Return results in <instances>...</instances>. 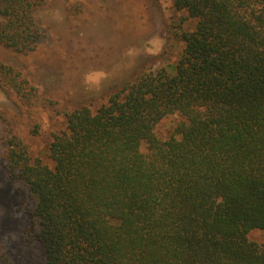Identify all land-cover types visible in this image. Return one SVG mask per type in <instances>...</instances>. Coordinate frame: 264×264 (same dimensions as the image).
<instances>
[{"label":"trees","instance_id":"1","mask_svg":"<svg viewBox=\"0 0 264 264\" xmlns=\"http://www.w3.org/2000/svg\"><path fill=\"white\" fill-rule=\"evenodd\" d=\"M172 4L193 23L172 73L141 72L96 110L66 113L50 164L5 141L42 264H264L247 240L264 231V0ZM39 5L0 0L2 47L33 51ZM0 87L33 91L2 66ZM170 115L180 121L161 139ZM0 264H12L6 249Z\"/></svg>","mask_w":264,"mask_h":264},{"label":"rangeland","instance_id":"2","mask_svg":"<svg viewBox=\"0 0 264 264\" xmlns=\"http://www.w3.org/2000/svg\"><path fill=\"white\" fill-rule=\"evenodd\" d=\"M172 2L40 0L33 51L20 54L0 45V66L33 89L20 98L0 87V249L9 251L12 264H42L43 252L25 238L28 200L19 192L26 193V187L11 177L5 141L16 135L29 157L50 164L47 148L64 129L66 113L81 106L96 110L141 72L172 73L183 49L180 35L193 28ZM178 121V115L164 117L156 135L167 139ZM247 240L264 248V231H250Z\"/></svg>","mask_w":264,"mask_h":264}]
</instances>
